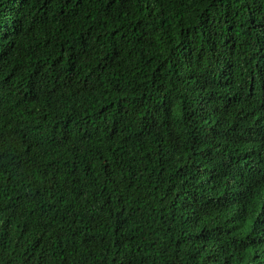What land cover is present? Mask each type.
Masks as SVG:
<instances>
[{
    "label": "trees",
    "instance_id": "obj_1",
    "mask_svg": "<svg viewBox=\"0 0 264 264\" xmlns=\"http://www.w3.org/2000/svg\"><path fill=\"white\" fill-rule=\"evenodd\" d=\"M1 15L40 95L0 125V264H264V0Z\"/></svg>",
    "mask_w": 264,
    "mask_h": 264
},
{
    "label": "clouds",
    "instance_id": "obj_2",
    "mask_svg": "<svg viewBox=\"0 0 264 264\" xmlns=\"http://www.w3.org/2000/svg\"><path fill=\"white\" fill-rule=\"evenodd\" d=\"M19 28H15L8 18L0 16V41L8 36H12L18 40ZM6 53L0 46V125H3L6 117L21 119V115L25 112L32 111L36 108L39 95L35 90L34 83L23 82L20 70L29 71L19 65L18 60L5 58ZM3 130L0 129V133ZM16 135H19V128ZM10 145L13 135L7 134ZM5 156L1 157V162Z\"/></svg>",
    "mask_w": 264,
    "mask_h": 264
},
{
    "label": "bare ground",
    "instance_id": "obj_3",
    "mask_svg": "<svg viewBox=\"0 0 264 264\" xmlns=\"http://www.w3.org/2000/svg\"><path fill=\"white\" fill-rule=\"evenodd\" d=\"M232 192V191H231Z\"/></svg>",
    "mask_w": 264,
    "mask_h": 264
}]
</instances>
